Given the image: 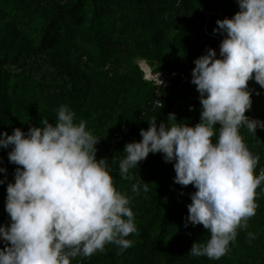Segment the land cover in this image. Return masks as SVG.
<instances>
[{"label": "trees", "instance_id": "obj_1", "mask_svg": "<svg viewBox=\"0 0 264 264\" xmlns=\"http://www.w3.org/2000/svg\"><path fill=\"white\" fill-rule=\"evenodd\" d=\"M228 1V2H227ZM238 0H0V132L13 134L15 128L27 133L30 126L43 127L42 119L55 124L57 110L67 105L75 122L86 121L99 141L96 159H107L115 188L130 200L137 231L125 237L131 247L108 243L91 256L71 258L70 264H162L157 252L164 247V262L188 248L185 264H258L264 262V182L255 190V215L247 228H238L229 251L219 259L194 256V242L206 243L202 224L186 220L193 184L174 181L175 161L164 154L149 153L122 178L120 161L125 145L139 142L140 130H147L156 118L161 123L194 127L200 122L202 105L196 85L191 83L194 61L203 49L217 42L205 36L203 12L218 9L233 15ZM229 10H227V9ZM238 12L240 8L238 6ZM217 18L208 30L220 42L227 35L219 31ZM174 31V32H173ZM139 60V61H137ZM141 61V62H140ZM153 72L189 73L184 80L173 78L168 86L144 79L140 63ZM156 63V64H151ZM162 63V64H161ZM252 105L245 115L264 121V87L248 81ZM256 92L260 94L257 95ZM160 97L161 106L153 107ZM191 108V110H190ZM170 114L175 115L171 120ZM217 129L220 124L214 125ZM128 128V136L116 143L114 136ZM248 149L264 164V130L255 135L241 126ZM217 135L212 138L215 143ZM7 148L0 146V226L10 227L6 188L14 183L15 170L23 166L9 161ZM256 168L254 172L256 171ZM148 183V191L132 185ZM187 222V227L185 223ZM249 233L255 238L251 239ZM168 242L166 245L164 243ZM10 242L0 238V250Z\"/></svg>", "mask_w": 264, "mask_h": 264}, {"label": "clouds", "instance_id": "obj_2", "mask_svg": "<svg viewBox=\"0 0 264 264\" xmlns=\"http://www.w3.org/2000/svg\"><path fill=\"white\" fill-rule=\"evenodd\" d=\"M238 4L240 11L218 19L219 27L213 29L227 34L220 58L208 48L194 61L191 83L200 93V122L194 127L178 123L157 127L152 119L147 130H140L139 142L125 145L127 156L119 165L122 178L129 179V169L150 152L163 153L166 162L175 161L174 181L197 189L191 194L186 220L210 232L208 241L194 242L190 252L209 259L225 255L237 229L247 228L257 207L255 190L264 182V170L254 175L260 158L240 134L241 126L254 135L258 127L264 129V121L245 115L254 91L248 81L254 79L264 87V0H238ZM159 75L156 70L151 77L158 86L163 83ZM168 118L176 121L174 114ZM41 124L30 126L27 133L20 128L11 135L0 132V146H13L9 161L23 166L6 188L11 224L0 226V238L10 246L0 250V264H70L71 258L91 256L108 243L121 250L131 247L132 241L125 237L137 228L130 200L115 188L107 159H96L94 145L99 140L86 130V121L76 123L75 113L61 105L55 124L47 119ZM147 185L140 179L132 191L139 192L141 186L148 191Z\"/></svg>", "mask_w": 264, "mask_h": 264}, {"label": "built area", "instance_id": "obj_3", "mask_svg": "<svg viewBox=\"0 0 264 264\" xmlns=\"http://www.w3.org/2000/svg\"><path fill=\"white\" fill-rule=\"evenodd\" d=\"M238 6L239 4L237 3V5L235 6L234 8V12H233V15H230V16H227L224 12L218 10V9H209V10H206L203 12V16L205 17V25L203 27V32L205 34V36L207 37H210V38H213L216 42H217V45L215 48H212L213 50H215L216 52V58H220V39L218 38L217 35L211 33L209 30H208V23H209V20L211 18H217L219 20H222L224 18H232L234 16L235 13L238 12ZM201 55H205L207 54V49H203L199 52ZM141 66V70L144 74V79L147 80V81H153L154 80L151 78L155 73H153V70L147 66V65H140ZM159 77L158 79L161 80L163 83L160 85V86H168L169 84V80L170 79H175V78H179L181 80H184L188 77L189 73L185 74L183 72H180L178 70L176 71H173V72H168V71H165V72H159ZM148 77V78H146ZM252 80H250L251 82ZM159 101V102H157ZM161 106V100H160V97H157L154 102H153V107H160ZM248 118L250 119H256L255 117L253 116H250V115H246ZM219 124V122H217ZM256 130H264V129H261V128H257ZM129 134V130L128 128H123V130H121L118 134H116L114 136V141L116 143L118 142H121L123 141ZM261 170H264V164L263 165H259L258 168H256V171L254 172V175H259ZM264 264V262L262 263Z\"/></svg>", "mask_w": 264, "mask_h": 264}, {"label": "rangeland", "instance_id": "obj_4", "mask_svg": "<svg viewBox=\"0 0 264 264\" xmlns=\"http://www.w3.org/2000/svg\"><path fill=\"white\" fill-rule=\"evenodd\" d=\"M228 2V1H227ZM227 9V8H226ZM227 10H229V9H227ZM225 12V11H224ZM174 32V31H173ZM137 61H139V60H137ZM141 62V61H140ZM151 64H156V63H151ZM162 64V63H161ZM140 65H147V64H145L144 62H142V63H140ZM154 73V72H153ZM218 124V123H217ZM205 233H206V235H205V240H207L208 241V239L210 238V232L207 230V229H205ZM168 242H166V243H164V245H166ZM188 248L186 247V246H183V249H181V250H179L174 256H173V260H174V262H173V264H185L187 261H188ZM157 254H158V256L161 258V260H162V264H166L165 262H164V247L163 246H160V249H159V251L157 252ZM260 260L258 259L257 261H256V264H258V262H259Z\"/></svg>", "mask_w": 264, "mask_h": 264}]
</instances>
